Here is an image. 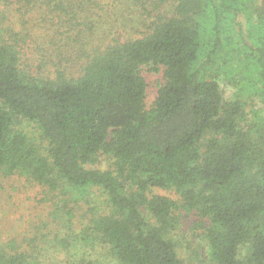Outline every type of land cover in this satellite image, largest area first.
I'll return each instance as SVG.
<instances>
[{"label": "trees", "instance_id": "obj_1", "mask_svg": "<svg viewBox=\"0 0 264 264\" xmlns=\"http://www.w3.org/2000/svg\"><path fill=\"white\" fill-rule=\"evenodd\" d=\"M115 1L117 27L147 31L77 55L65 24L84 0H46L37 55L0 38V173L93 206L77 230L70 209L40 244L0 242V264H181L180 211L215 264H264V0H168L148 23L158 0ZM143 66L163 68L148 108Z\"/></svg>", "mask_w": 264, "mask_h": 264}, {"label": "rangeland", "instance_id": "obj_2", "mask_svg": "<svg viewBox=\"0 0 264 264\" xmlns=\"http://www.w3.org/2000/svg\"><path fill=\"white\" fill-rule=\"evenodd\" d=\"M84 2L83 7L79 6L75 15L71 9L69 10L79 25H75V20L70 22V25L66 26L65 24V30H67L65 36L68 37L66 41L72 43V48L70 46L68 48L77 55L81 51L86 53L87 51L92 52L94 48L100 49L113 37L125 39L147 31L145 28L142 29V25L136 26V22H133L131 27H129L130 25L117 27L116 19L120 12H117L115 5L118 4V1L84 0ZM167 3L168 0L164 4L159 3L158 0L157 8L152 9L146 22L148 23V20L155 19L165 12ZM32 4L33 6L27 5L23 0H0V38L9 39L12 34L25 37L26 44L23 45V50L27 57H34L39 53L38 50H34L32 40L36 37L32 34L39 30L42 32L41 22L55 15L50 11L53 5L46 0H39ZM130 11L127 9L125 14ZM131 12L129 16L127 15L128 17L143 20L144 17L139 10ZM65 17L68 16L65 15ZM49 21L44 23L51 26ZM54 24L55 27H58L57 22ZM71 60L74 61V59ZM162 70L163 68L160 67L159 70L154 71L147 66H143L141 69L146 82L145 104L147 108L151 106L156 96L158 85L163 82ZM234 78V74L228 75L227 81L231 82ZM225 91L228 96L231 88H225ZM21 125L27 133L29 132L33 141L41 142L39 133L36 132L32 123L23 122ZM41 144L45 146L46 143ZM97 166L108 168L110 160L108 157L102 156ZM154 192L176 198V194L172 190L155 189ZM95 201L99 204L98 198ZM103 205L104 201H101V206ZM92 208V203L85 202V200H79L76 205L72 203L63 205L58 197L48 193L46 188L36 182L29 181L25 176L0 173V242L16 240L20 246L26 247L29 245L27 244L28 239L34 237L36 238L34 243L40 244L42 243L40 239L48 231L51 232L48 233L49 235H54V231L59 225L58 216L65 210L71 209L73 228L77 230L80 225L89 222ZM180 215L179 226L175 231L174 238L181 264H215L205 254L204 243L200 235L201 229L196 225V221L199 220L197 215L194 212L185 211H180Z\"/></svg>", "mask_w": 264, "mask_h": 264}]
</instances>
